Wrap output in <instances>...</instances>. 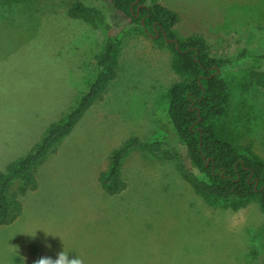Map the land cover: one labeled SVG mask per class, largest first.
Masks as SVG:
<instances>
[{
	"label": "rangeland",
	"instance_id": "374dc122",
	"mask_svg": "<svg viewBox=\"0 0 264 264\" xmlns=\"http://www.w3.org/2000/svg\"><path fill=\"white\" fill-rule=\"evenodd\" d=\"M74 1L0 0V170L76 106L94 79L95 57L121 35L116 76L34 169L38 188L20 197L19 216L0 225V264L54 260L63 249L84 264H264L258 203L203 197L174 160L132 151L120 169L125 189L101 188L99 173L128 136L173 142L169 88L183 77L167 42L110 0H81L93 23L68 16ZM155 1L178 13L179 38L202 35L215 56L245 52L222 70L229 101L212 122L220 137L264 158V85L247 74L264 55L256 30L264 0Z\"/></svg>",
	"mask_w": 264,
	"mask_h": 264
},
{
	"label": "trees",
	"instance_id": "16d2710c",
	"mask_svg": "<svg viewBox=\"0 0 264 264\" xmlns=\"http://www.w3.org/2000/svg\"><path fill=\"white\" fill-rule=\"evenodd\" d=\"M110 0L113 8L138 24L149 36L164 39L173 51L172 69L183 78L169 88L167 115L175 139L142 140L130 135L115 147L106 168L98 175L101 188L108 194L125 189L120 169L123 160L135 150L146 151L165 160H174L203 197L240 202L256 201L264 215V158L249 145L236 146L220 137L212 119L226 113L229 84L222 70L245 56H215L209 42L199 34L183 39L174 31L179 15L155 0ZM141 5V6H140ZM92 8L74 1L68 16L93 23ZM143 19V23H141ZM264 34V27H257ZM164 33V34H163ZM120 34L107 42L95 57L96 73L76 106L56 124L49 126L41 141L26 155L8 162L0 170V225L12 223L22 212L20 199L38 188L34 169L72 131L91 105L99 99L106 84L116 76L115 65ZM247 74L251 82L264 85V55ZM188 162L194 169L186 167ZM255 254V253H254ZM264 257V254H263ZM256 258V257H254Z\"/></svg>",
	"mask_w": 264,
	"mask_h": 264
},
{
	"label": "clouds",
	"instance_id": "9594fccd",
	"mask_svg": "<svg viewBox=\"0 0 264 264\" xmlns=\"http://www.w3.org/2000/svg\"><path fill=\"white\" fill-rule=\"evenodd\" d=\"M69 253L70 251H65L63 249L57 254L56 259L53 260L51 257H41L35 261V264H84V260L77 255L73 258H69Z\"/></svg>",
	"mask_w": 264,
	"mask_h": 264
},
{
	"label": "water",
	"instance_id": "95a60500",
	"mask_svg": "<svg viewBox=\"0 0 264 264\" xmlns=\"http://www.w3.org/2000/svg\"><path fill=\"white\" fill-rule=\"evenodd\" d=\"M138 0H136L135 2H137ZM141 6V5H140ZM141 23H143V19H141ZM164 34V33H163ZM154 37H157V35L156 36H154Z\"/></svg>",
	"mask_w": 264,
	"mask_h": 264
},
{
	"label": "flooded vegetation",
	"instance_id": "af4514ba",
	"mask_svg": "<svg viewBox=\"0 0 264 264\" xmlns=\"http://www.w3.org/2000/svg\"><path fill=\"white\" fill-rule=\"evenodd\" d=\"M156 35H158V33Z\"/></svg>",
	"mask_w": 264,
	"mask_h": 264
}]
</instances>
